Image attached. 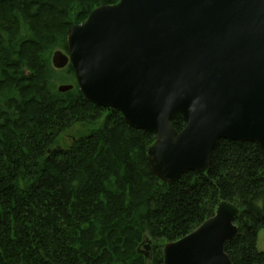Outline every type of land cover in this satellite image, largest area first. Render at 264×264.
Returning <instances> with one entry per match:
<instances>
[{"label":"trees","instance_id":"1","mask_svg":"<svg viewBox=\"0 0 264 264\" xmlns=\"http://www.w3.org/2000/svg\"><path fill=\"white\" fill-rule=\"evenodd\" d=\"M118 1L0 0V264H163L164 244L213 216L221 200L239 209L224 244L231 262L264 264L257 144L220 139L206 171L167 184L147 159L153 133L84 98L70 64L60 71L73 87H52L50 51H66L70 26ZM171 124L184 127L179 115ZM74 125L87 133L58 146Z\"/></svg>","mask_w":264,"mask_h":264},{"label":"water","instance_id":"2","mask_svg":"<svg viewBox=\"0 0 264 264\" xmlns=\"http://www.w3.org/2000/svg\"><path fill=\"white\" fill-rule=\"evenodd\" d=\"M81 94L154 134L146 155L170 184L208 169L220 139L264 151V0H119L70 26L66 53ZM72 84H61L66 92ZM181 116L184 127L171 124ZM239 209L221 200L213 216L162 248L163 264H233L224 251Z\"/></svg>","mask_w":264,"mask_h":264},{"label":"rangeland","instance_id":"3","mask_svg":"<svg viewBox=\"0 0 264 264\" xmlns=\"http://www.w3.org/2000/svg\"><path fill=\"white\" fill-rule=\"evenodd\" d=\"M55 50H61L59 48H53L50 51V64H51V57L52 54ZM62 52L63 51L61 50ZM52 66V64H51ZM53 68V67H52ZM53 74H52V87L57 91V87L61 84H69V82H67L68 80V75L61 72L60 69H55L53 68ZM58 92V91H57ZM87 133V128L86 127H80L79 125H74L73 127L67 129L64 133H62L57 140V145L58 146H63V147H67L71 144V142H73L76 139L77 135H82L84 133ZM256 247L259 251H264V229L259 230L258 234H257V240H256ZM150 251V247L147 243H144L141 246V252L144 255H148Z\"/></svg>","mask_w":264,"mask_h":264}]
</instances>
